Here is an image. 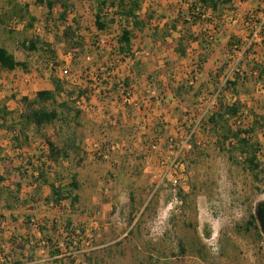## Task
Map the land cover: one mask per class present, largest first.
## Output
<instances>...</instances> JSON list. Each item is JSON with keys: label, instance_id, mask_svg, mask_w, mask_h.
<instances>
[{"label": "rangeland", "instance_id": "374dc122", "mask_svg": "<svg viewBox=\"0 0 264 264\" xmlns=\"http://www.w3.org/2000/svg\"><path fill=\"white\" fill-rule=\"evenodd\" d=\"M8 1L0 0V14ZM13 1L29 5L37 21L28 28L26 20L12 33L4 30L8 23L0 28V43L29 64L28 70L0 71V109L19 119L29 108L22 98L53 89L52 77L66 68L68 92L59 102L68 101L69 108L51 105L62 112L60 120L40 131L30 128L24 149L14 140L19 126H0V176L7 179L0 181V264H60L52 255L57 247L66 263L71 258L75 264H264V231L259 222L250 224L264 203V74L259 80L257 71L264 64V39L248 48L264 0H234V10L201 17L190 29L206 50L186 41L185 56L174 50L182 25L168 37L163 29L191 0H142L146 26L133 39L128 65L113 46L126 22L114 23L111 38L98 46V0H71L66 21L60 7L49 15L37 0ZM25 38L40 40L44 50L49 43L58 70L49 68L47 51L24 50ZM201 54L208 55L202 65ZM237 76L234 89L226 85L227 77ZM123 80L133 85L137 105L122 101ZM217 88L221 95L212 107ZM237 100L243 108L232 124L253 127L250 137L260 145L262 164L255 172L247 169L246 155L237 152L231 161L204 126L221 103ZM191 132L194 146L187 150ZM48 140L69 152L48 170L65 184L77 174L78 202L56 207L21 200L7 209L18 171L27 177L20 196L27 199L33 191L29 163H51ZM50 194L44 186L43 196ZM25 241L30 243L23 251Z\"/></svg>", "mask_w": 264, "mask_h": 264}, {"label": "trees", "instance_id": "16d2710c", "mask_svg": "<svg viewBox=\"0 0 264 264\" xmlns=\"http://www.w3.org/2000/svg\"><path fill=\"white\" fill-rule=\"evenodd\" d=\"M38 5L44 6L49 15H52L54 11L60 7L61 15L60 18L64 21L68 18L69 12L72 10L71 0H37ZM98 12L96 13L95 25L99 32L110 31L114 23L126 22L127 25L122 26L121 33L117 39L118 47L117 52L124 57H132L133 55V39L138 37V33L142 32L146 26V21L142 20L140 12L142 11V0H98ZM8 10L0 14V28H5L6 24H9L7 29L8 32L12 33L13 28L10 27L12 21H17L21 24L28 20L27 27L33 28L37 19L31 17L29 11V5L20 4L17 1H8ZM234 0H191L186 12L179 11L176 19L171 24H167L166 28L163 29L166 33L165 37L171 36L172 31L179 30V24H181V30L179 31L180 36L177 41V46L175 47V53L179 56H185L186 54V44L188 41L191 43H198L201 48L206 50V44L200 39V35L194 34L191 31L190 25H195L201 17L206 16L209 12L212 14H217L221 10H234ZM112 16V17H111ZM118 18V19H117ZM152 19V15H149L148 20ZM40 40L34 38H25L21 45L27 52L47 51V54H51V61H55L54 56L56 53L50 48L49 43H45L47 50L39 45ZM200 64L206 63L208 61V55H200ZM23 68L24 70L29 69V64L26 61L17 60L16 56L11 53L8 48L0 43V71L13 72L18 68ZM259 72V80L263 79L264 74V64L257 67ZM220 74V72H219ZM239 76L234 80L227 77L226 85L233 87V89L239 83ZM53 85L52 90H41L38 91L33 100L28 97H23L22 101L29 104V108H26L24 112L19 115V119H14L12 116L14 113L9 111L5 106L0 109V126H6L8 130H17L19 126V135L14 138L16 146L24 149L26 145H30L31 139L28 135L30 128H34L36 131H40L42 127L52 125L56 121L60 120L62 112H60L56 107H51V105H57L59 108L68 109L69 103L64 100L59 102L65 93H67L66 85L64 79L53 76L51 79ZM217 93L221 95V90L216 89ZM14 98V97H13ZM50 105V106H49ZM37 106L36 108H34ZM243 105L240 101H235L233 103H221L218 108H215L210 116L204 122L205 129L208 128L210 133L215 137V144L218 149L228 153V157L231 161L237 159L236 153L241 155H246L245 160L247 169L251 171H258L261 168V161L258 158L260 153V145L258 143L252 142L251 133L255 131L253 127L249 129H242L239 125L235 126L232 124L233 119L237 118ZM76 114L79 115L80 112L77 110ZM11 119V120H10ZM9 124V125H8ZM73 140V139H72ZM193 141V140H192ZM49 147V159L48 161H41L40 165H35L29 163L34 168V172L29 175L31 187L33 186V191L26 194L27 199H22V193L24 191V182L27 177L20 174L16 177L17 181L15 184L16 190L9 193V199L6 207L7 209L14 208L15 204H19L22 201H31L33 203H45L46 205H55L56 207H61L65 201H70L71 205H74L79 200V195L75 194L74 191L80 188L77 174H72L70 176L69 183H63L60 179L59 174L52 177L51 172L48 169H52V164H59L62 157L69 156V152L65 147L59 148L55 143L48 140ZM72 143L75 145L74 141ZM193 143V142H192ZM194 145L192 144V147ZM68 148H72L70 145H66ZM62 153V154H61ZM21 168V167H20ZM22 172V169H20ZM28 170V169H27ZM7 179L0 176V181L5 182ZM48 186L51 190L49 196H43V187ZM10 202V203H9ZM131 202H134V198L131 197ZM259 222V226L262 231H264V209L262 208L261 214L258 217L255 214L252 217L250 224ZM72 220H68L67 228L70 229L72 226ZM26 245H21L23 251H26L27 246L30 241L26 242ZM29 254V253H28ZM55 258L54 261L60 262V264H75V259L69 258L66 263L64 254L58 249L52 253ZM22 256V255H21ZM28 256V255H27ZM31 257L33 253L31 252ZM59 258V259H58ZM19 264H24L19 262Z\"/></svg>", "mask_w": 264, "mask_h": 264}, {"label": "built area", "instance_id": "2783aa9c", "mask_svg": "<svg viewBox=\"0 0 264 264\" xmlns=\"http://www.w3.org/2000/svg\"><path fill=\"white\" fill-rule=\"evenodd\" d=\"M253 18H254V16H253ZM19 26H20V24L17 23V21H12L11 24H10V27L13 28V29H16ZM263 33H264V15L260 16V21H257V25L255 27V30L253 31L252 39H251V41H249V44H248V48L251 46V44L253 42H257L258 40H263L264 39L263 38ZM99 35L100 36L98 37V46H100V47H101V45L102 46L105 45V39H104V37L111 38V35L109 34V31L99 32ZM113 46H114V50H116L117 47H118V43L117 44H114ZM115 57L118 58L121 61H125V63H127V65L130 63V57H124L123 55H120L119 52H116L115 53ZM86 59L87 60H90L91 57L90 56H87ZM48 64H49V68L52 71H57L58 68H59L58 65H57V63H55L54 61H50ZM128 73H130V72H128ZM68 74H69V69L66 68L65 70L61 71L60 78L63 79V77H68ZM125 81L126 80H123L122 83H121V85H119V88H121V98H122V101L125 104H135V105H137V102H136L137 99H136V96H135V89L133 88V85L132 84H127ZM119 82H121V81H119ZM218 96H219V92L216 93V95H215V97H214V99H213V101L211 103L212 104V107H214L215 106L214 104L217 103ZM213 109L214 108H212V110ZM208 112H209V110H207L206 113H204V115L202 116V118L204 116H206V114ZM201 119H200V121H201ZM193 137H194V133L191 132L189 134V136H187L185 138V140H184V148H186L187 150H190L192 148V140H193ZM171 141H173V139H171ZM162 178L163 177H161V179Z\"/></svg>", "mask_w": 264, "mask_h": 264}, {"label": "flooded vegetation", "instance_id": "af4514ba", "mask_svg": "<svg viewBox=\"0 0 264 264\" xmlns=\"http://www.w3.org/2000/svg\"><path fill=\"white\" fill-rule=\"evenodd\" d=\"M262 208L264 209V203L259 204V206L257 208V213L256 214L258 215V217L261 214Z\"/></svg>", "mask_w": 264, "mask_h": 264}, {"label": "crops", "instance_id": "0c3cea01", "mask_svg": "<svg viewBox=\"0 0 264 264\" xmlns=\"http://www.w3.org/2000/svg\"><path fill=\"white\" fill-rule=\"evenodd\" d=\"M46 90H52L51 88H48V89H46Z\"/></svg>", "mask_w": 264, "mask_h": 264}]
</instances>
